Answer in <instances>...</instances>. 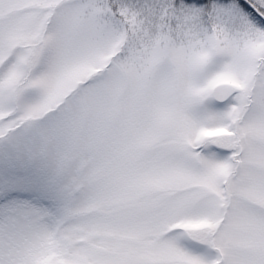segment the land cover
<instances>
[{
    "label": "snow or ice",
    "instance_id": "6c2138e0",
    "mask_svg": "<svg viewBox=\"0 0 264 264\" xmlns=\"http://www.w3.org/2000/svg\"><path fill=\"white\" fill-rule=\"evenodd\" d=\"M0 264H264V0H0Z\"/></svg>",
    "mask_w": 264,
    "mask_h": 264
}]
</instances>
